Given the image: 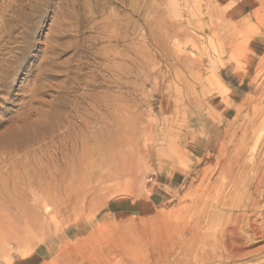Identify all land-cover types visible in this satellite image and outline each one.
Instances as JSON below:
<instances>
[{
	"label": "rangeland",
	"instance_id": "374dc122",
	"mask_svg": "<svg viewBox=\"0 0 264 264\" xmlns=\"http://www.w3.org/2000/svg\"><path fill=\"white\" fill-rule=\"evenodd\" d=\"M263 162L264 0H0V264H202Z\"/></svg>",
	"mask_w": 264,
	"mask_h": 264
},
{
	"label": "bare ground",
	"instance_id": "6f19581e",
	"mask_svg": "<svg viewBox=\"0 0 264 264\" xmlns=\"http://www.w3.org/2000/svg\"><path fill=\"white\" fill-rule=\"evenodd\" d=\"M257 10V9H256ZM261 68V67H260ZM254 100V99H253ZM240 117V116H239ZM247 117V116H246ZM248 119V118H247ZM251 125V124H250ZM235 144V143H234ZM235 148V147H234ZM245 148V147H244ZM230 149V148H229ZM97 152V151H96ZM243 152V151H242ZM236 159V158H235ZM85 161V160H84ZM82 162V161H81ZM264 163V162H263ZM54 167V166H53ZM259 167V166H258ZM263 168V167H262ZM39 169V168H38ZM264 170V168H263ZM42 171V170H41ZM49 171V170H48ZM43 172V171H42ZM55 172V171H53ZM79 172V171H78ZM35 174V173H34ZM61 174V173H60ZM84 175V174H83ZM61 176V175H60ZM41 177V176H40ZM48 177V176H47ZM58 177V176H57ZM81 177V176H80ZM77 178V177H76ZM238 178V177H237ZM29 179V178H28ZM42 179V178H41ZM44 179V178H43ZM53 179V178H52ZM82 179V177H81ZM240 179V178H239ZM37 180V179H36ZM45 180V179H44ZM55 182V179H53ZM58 180V179H57ZM241 180V179H240ZM34 181V180H33ZM46 181V180H45ZM78 181V179H77ZM80 181V180H79ZM231 181V180H230ZM251 181V180H250ZM260 181V180H259ZM258 181V182H259ZM36 182V181H35ZM38 182V180H37ZM30 183V182H28ZM28 183H26V185H28ZM232 184V183H231ZM38 185V184H37ZM36 185V186H37ZM236 185V184H235ZM258 185V184H257ZM35 186V187H36ZM28 187V186H27ZM34 187V188H35ZM51 187V186H49ZM38 188V187H37ZM258 188V187H257ZM29 189V187H28ZM27 189V190H28ZM238 189V188H237ZM31 190V189H30ZM38 190V189H37ZM47 190V189H46ZM54 190V189H53ZM42 191V190H40ZM49 191V188H48ZM249 191V190H248ZM18 192V191H17ZM37 195L40 194L39 191L36 192ZM46 193V192H45ZM50 193V192H49ZM242 193V192H241ZM255 193V192H254ZM256 194V193H255ZM18 195V194H17ZM52 196V195H51ZM50 196V197H51ZM27 197V196H26ZM40 197V196H39ZM42 197V196H41ZM44 197V196H43ZM49 197V198H50ZM236 197V196H234ZM34 200V199H33ZM21 201V200H20ZM23 201V200H22ZM18 202V201H17ZM12 203V202H11ZM2 204V203H1ZM13 205V204H12ZM18 205V204H17ZM227 205L229 206L228 208V212H226V215H220V217H216V214L213 215H198L196 216L195 220H196V224L198 225L199 223H201L202 221H204V219H207V221L213 222L215 225L212 227H215V230L213 233L208 234V241H202V245H203V249L198 251L200 254H196L199 257V262H201L202 264H242L244 260L250 258L252 259V263L249 264H264V262H260L256 259V257L262 253H264V245L260 246V247H256V245L254 243H248L247 242V238L243 237L245 236V232L246 230L251 232L253 234V236H255L256 238H261L264 239V234L262 233V231L264 230V197L263 196H259V195H246L240 198H232L228 200ZM22 206V204H21ZM4 208V207H3ZM17 209V208H16ZM84 209V208H83ZM5 210V209H2ZM15 210V209H14ZM16 211V210H15ZM6 212V211H5ZM19 213V212H18ZM24 214V213H23ZM3 215V214H2ZM195 216V215H194ZM3 217V216H2ZM252 217H256L258 219H260V222L257 223L256 220H253ZM9 218V217H8ZM213 220V221H212ZM215 220V221H214ZM206 221V222H207ZM4 223V222H2ZM20 223V222H19ZM194 224V223H192ZM207 224V223H206ZM212 224V223H211ZM187 225V223L185 224ZM188 226V225H187ZM182 227V226H181ZM211 227V228H212ZM263 227V228H262ZM189 228V227H187ZM193 228V227H191ZM190 228V229H191ZM1 229V228H0ZM100 229V228H99ZM26 230V229H25ZM192 230V229H191ZM203 231V230H202ZM207 231V229H206ZM200 231L198 230V227H195V229H193V233H191V231L189 233L190 237L189 240H187L186 237H184V244L186 245V243H190V244H195V242H201L200 240L203 239V237L201 236L202 234L199 233ZM110 233V232H109ZM186 233V232H184ZM204 233V232H203ZM210 233V231L208 232ZM108 234V233H107ZM183 234V233H182ZM110 235V234H109ZM112 235V234H111ZM189 235V234H188ZM107 236V235H106ZM175 236V234H174ZM182 236V235H181ZM252 236V237H253ZM113 237V236H112ZM84 238V237H83ZM82 238V239H83ZM105 238V237H104ZM114 239L116 237H113ZM175 238V237H174ZM180 238V237H179ZM178 238V239H179ZM254 238V237H253ZM252 238V239H253ZM81 239V240H82ZM85 239V238H84ZM110 239V238H109ZM117 239V238H116ZM173 239V238H172ZM182 239V238H180ZM255 239V238H254ZM171 240V239H170ZM182 241V240H180ZM180 241L178 242V244L180 245ZM86 242V240L84 241V243ZM108 242V241H107ZM114 242V241H113ZM196 242V243H197ZM256 242V241H255ZM87 243V242H86ZM91 243V242H90ZM117 243V242H116ZM119 243V242H118ZM172 243V242H171ZM182 243V242H181ZM112 244V242H111ZM151 244V243H150ZM153 244V243H152ZM177 244V245H178ZM183 244V245H184ZM189 244V245H190ZM201 244V243H200ZM199 244V245H200ZM113 245V244H112ZM111 245V246H112ZM154 245V244H153ZM158 245V244H157ZM169 245V244H167ZM174 245V243L172 244ZM184 245V246H185ZM115 246V245H114ZM148 246V244H147ZM150 246V245H149ZM152 246V245H151ZM166 245H164L165 247ZM170 246V245H169ZM198 246V245H197ZM87 247V246H85ZM159 247V246H157ZM163 247V249H164ZM168 247V246H167ZM172 247V246H171ZM170 247V248H171ZM179 247V246H178ZM115 248V247H113ZM112 248V249H113ZM120 248V246H119ZM149 248V247H148ZM169 248V249H170ZM181 248V247H180ZM195 248V247H194ZM106 249V247H105ZM153 249V248H151ZM161 249V248H160ZM178 250V248H176ZM182 249V248H181ZM193 249V248H192ZM196 249V248H195ZM89 250V248H88ZM150 250V249H149ZM158 250V249H157ZM168 250V249H167ZM118 251V250H117ZM122 251V250H119ZM118 251V252H119ZM148 251V250H147ZM156 251V250H154ZM166 251V250H165ZM169 251V250H168ZM166 251V253L168 252ZM174 251V250H173ZM190 251V250H189ZM192 251V250H191ZM196 251V250H195ZM170 252V251H169ZM102 253V252H101ZM122 253V252H121ZM142 253V252H140ZM149 253V251H148ZM157 253V252H156ZM155 253V254H156ZM162 253V252H161ZM165 253V252H164ZM172 253V252H171ZM170 253V254H171ZM195 253V252H194ZM81 254H84L83 252ZM88 254V253H87ZM98 254V253H97ZM124 254L126 255V253L124 252ZM123 254V255H124ZM139 254V253H138ZM144 254V252H143ZM146 254V253H145ZM153 254V256L155 255ZM163 254V253H162ZM174 254V253H173ZM179 254V253H177ZM184 254V253H183ZM86 255V254H85ZM124 255V257H125ZM141 254H139L140 256ZM146 255H142V257L147 256ZM165 255V254H163ZM172 255V254H171ZM171 255L165 256V258H169L171 260ZM182 255V254H181ZM189 255V254H188ZM83 256V255H82ZM80 256V257H82ZM87 256V255H86ZM117 256V255H116ZM130 256V255H129ZM152 256V255H151ZM156 256V255H155ZM159 256V255H158ZM174 256V255H173ZM184 257H188L187 254L183 255ZM90 257V256H89ZM122 257V256H121ZM132 257V256H130ZM129 257V258H130ZM135 257V256H133ZM141 257V256H140ZM139 257V258H140ZM150 257V256H148ZM147 257V258H148ZM175 257V256H174ZM191 257V255L189 256V258ZM83 258V257H82ZM127 258V257H126ZM128 258V261L130 260ZM136 258V257H135ZM152 258V257H151ZM154 258V257H153ZM158 257H156L157 259ZM164 258V259H165ZM183 258V257H182ZM138 258H136L137 260ZM142 259V258H140ZM150 259V258H149ZM155 259V258H154ZM153 259L152 262L155 263V260ZM164 259H159V263L158 264H165L167 263L168 259L164 260ZM174 259V258H173ZM127 260V259H126ZM124 260V261H126ZM135 259H131V261H136ZM139 260V259H138ZM158 260V259H157ZM156 260V261H157ZM191 260V259H190ZM189 260V261H190ZM261 260V259H260ZM78 261V260H77ZM100 261V260H99ZM102 261V260H101ZM123 261V262H124ZM145 261V260H144ZM147 261V260H146ZM180 261V260H179ZM182 261V259H181ZM185 261V260H184ZM192 261V260H191ZM196 261V260H195ZM98 262V261H97ZM104 262V261H103ZM115 262V260H114ZM170 262V261H169ZM173 262V261H172ZM130 263V261H129ZM147 263V262H146ZM185 264H187V260L186 262H183ZM106 264V263H105ZM115 264V263H114ZM122 264V263H121ZM149 264V262H148ZM157 264V263H156ZM169 264V263H168ZM171 264V263H170ZM181 264V262H180ZM194 264V263H193Z\"/></svg>",
	"mask_w": 264,
	"mask_h": 264
}]
</instances>
